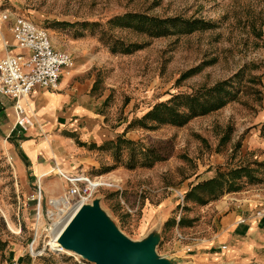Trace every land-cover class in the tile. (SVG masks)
Masks as SVG:
<instances>
[{"label":"rangeland","instance_id":"rangeland-1","mask_svg":"<svg viewBox=\"0 0 264 264\" xmlns=\"http://www.w3.org/2000/svg\"><path fill=\"white\" fill-rule=\"evenodd\" d=\"M2 3L46 30L52 48L70 56L69 70L75 73L68 89L101 124L93 137L92 130L75 120L65 130L41 129L38 138L48 137L54 151L52 166H61L65 176L96 178L101 185L92 199H99L100 208L128 239L137 241L158 229L159 256L172 257L179 247L212 237L227 210L224 198L231 193L203 206L184 202L183 196L190 186L217 172L264 162V0ZM127 14L200 20L209 26L193 31L177 27L165 36L151 37L117 21ZM129 45L137 48L125 53ZM222 81L228 83L231 99L212 112L181 127L137 123L157 103ZM116 135L143 148L169 142L171 152L146 168L139 166L136 148L134 167L129 168L130 148L120 145L115 152L105 144L115 142ZM56 136L84 148L70 154ZM83 137L89 138V145L81 142ZM12 148V140L0 132V264H91L70 252L44 250L53 227L48 212H56L49 202L69 185L57 167L51 171L55 175L46 174L36 186L28 185V179L23 182ZM255 176L259 182L250 185L240 179L238 192L264 183L263 169ZM53 182L58 188L51 191ZM180 218L184 225L178 227Z\"/></svg>","mask_w":264,"mask_h":264},{"label":"crops","instance_id":"crops-1","mask_svg":"<svg viewBox=\"0 0 264 264\" xmlns=\"http://www.w3.org/2000/svg\"><path fill=\"white\" fill-rule=\"evenodd\" d=\"M4 5L0 0V59L6 55L25 53L15 47L10 31L13 18L24 16L18 9H8ZM3 14L7 16L6 20H1ZM74 73L75 70H68L61 74L57 91L34 88L22 100L26 112L35 119V125L25 133L13 130L14 102L0 95V132L12 140V149L17 151L14 152V162L18 176L23 182L28 179V185L36 186L40 179L59 166L56 163L52 166L50 161L51 157L54 158V151L50 150L48 137L38 138L41 129L45 132L51 128L65 130L75 120L74 123L84 124L87 130H92V137L101 131L99 121L91 118L93 114L82 107L81 100H74L73 91L68 89V82ZM30 106L32 110H29ZM56 138L58 145L62 142L70 154L79 153L84 148H75L73 142ZM81 142L90 144L86 137ZM53 183L51 191L58 188V184ZM226 196L227 210L218 221L216 233L209 239H197L179 247L170 258L183 264H264V217H253L254 212L264 205V183Z\"/></svg>","mask_w":264,"mask_h":264},{"label":"trees","instance_id":"trees-1","mask_svg":"<svg viewBox=\"0 0 264 264\" xmlns=\"http://www.w3.org/2000/svg\"><path fill=\"white\" fill-rule=\"evenodd\" d=\"M125 23V27L132 25L138 32H145L151 37H162L169 33V29H179L193 31L198 27H208L209 24L200 20H182L178 17L173 18H148L142 14H127L117 19ZM130 23H134L130 24ZM137 46L129 45L125 47L124 52H131ZM228 83L222 81L215 84L211 88L197 89L191 94H178L171 97L168 101L155 104L148 112H146L137 123L145 125L147 121H153L157 125L169 124L175 127H181L190 119L197 116L212 112L221 107L226 101L231 99V96L226 91ZM222 99V100H219ZM155 127V126H153ZM106 145L111 146L115 152L118 151L120 145H126L130 148V164L129 168L134 167L133 159L135 156V149L137 154L141 157L139 166L151 167L153 163L165 160L170 152L171 147L169 142L160 143L155 147L143 148L139 143L127 141L120 135L115 136V142H105ZM95 148V146H91ZM163 149L166 152L163 154ZM254 168L249 166H240L227 170L226 172H217L214 177L198 182L190 186L188 191L184 194V202L193 201L198 205H206L209 201L217 199L225 193L238 192L240 186L238 181L242 178L247 180V184H253L258 179L255 174H259L260 169L264 170V162H256L253 164ZM259 182V180H258ZM176 225L178 227L184 225V221L180 218Z\"/></svg>","mask_w":264,"mask_h":264},{"label":"built area","instance_id":"built-area-1","mask_svg":"<svg viewBox=\"0 0 264 264\" xmlns=\"http://www.w3.org/2000/svg\"><path fill=\"white\" fill-rule=\"evenodd\" d=\"M6 18V14L1 15V20ZM10 31L15 47L25 53L6 55L0 59V95L14 102L13 130L25 133L35 125V121L26 112L22 100L34 88L57 91L60 76L70 69L72 61L68 54L52 48L46 30L25 17L13 18ZM60 177L69 186L59 198L63 199L68 211L74 207L73 213L81 205L89 203L101 185L96 178H75L64 174ZM253 217H264V205L254 212Z\"/></svg>","mask_w":264,"mask_h":264},{"label":"water","instance_id":"water-1","mask_svg":"<svg viewBox=\"0 0 264 264\" xmlns=\"http://www.w3.org/2000/svg\"><path fill=\"white\" fill-rule=\"evenodd\" d=\"M159 241L158 229L140 240L128 239L100 208L99 199H92L72 214L50 245L91 264H181L157 255Z\"/></svg>","mask_w":264,"mask_h":264},{"label":"bare ground","instance_id":"bare-ground-1","mask_svg":"<svg viewBox=\"0 0 264 264\" xmlns=\"http://www.w3.org/2000/svg\"><path fill=\"white\" fill-rule=\"evenodd\" d=\"M24 99H26V98H24ZM29 110H32L31 106L29 107ZM33 120L35 121L34 118H33ZM56 167L58 169V173L61 174L62 169L59 166H56ZM91 186H93V185H91ZM49 204L55 209L56 212H54V211L48 212L49 217H51V221H53V227L50 228L48 231V236L50 238V241L47 245L49 247H47V248H51V249L57 250L59 252L67 253L66 251H63L61 249L51 247L50 244L55 241L56 237L58 236L59 231L62 229L64 224L68 221V219L72 216L74 207L69 209V211H68V207L65 205L63 199H61L59 197L56 199H51Z\"/></svg>","mask_w":264,"mask_h":264}]
</instances>
